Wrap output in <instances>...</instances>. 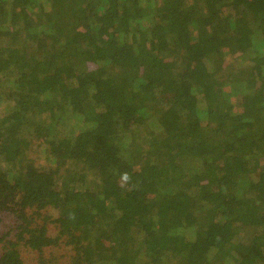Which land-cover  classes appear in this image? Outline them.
Returning <instances> with one entry per match:
<instances>
[{
	"label": "trees",
	"instance_id": "16d2710c",
	"mask_svg": "<svg viewBox=\"0 0 264 264\" xmlns=\"http://www.w3.org/2000/svg\"><path fill=\"white\" fill-rule=\"evenodd\" d=\"M27 255L264 264V0H0V264Z\"/></svg>",
	"mask_w": 264,
	"mask_h": 264
},
{
	"label": "rangeland",
	"instance_id": "374dc122",
	"mask_svg": "<svg viewBox=\"0 0 264 264\" xmlns=\"http://www.w3.org/2000/svg\"><path fill=\"white\" fill-rule=\"evenodd\" d=\"M46 215H47V216H50V217H51V216H52V217L55 216V214H54L53 211H48ZM50 221H51V219H50ZM49 229H51L52 231L54 230L53 226H51V225L49 226ZM51 234H53V233H51ZM29 258H30V255H27V256L25 257V263H26V264H29V263H30Z\"/></svg>",
	"mask_w": 264,
	"mask_h": 264
}]
</instances>
